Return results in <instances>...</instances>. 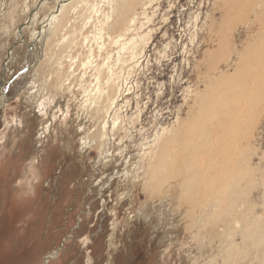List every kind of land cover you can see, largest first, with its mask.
<instances>
[{"label": "rangeland", "instance_id": "374dc122", "mask_svg": "<svg viewBox=\"0 0 264 264\" xmlns=\"http://www.w3.org/2000/svg\"><path fill=\"white\" fill-rule=\"evenodd\" d=\"M27 1L16 0L12 15L0 18V264H190L186 257H196L193 249L180 256L183 243L169 247L171 226L165 211L173 208L176 197L186 200L180 182L199 184L194 176L204 178L202 183L222 182L239 160H245L244 152L252 156L250 164L236 168L232 181L239 179L241 202L256 204L253 216L259 215L264 223V112L250 130L248 105L254 89L264 83L260 82L264 66L261 71L252 54L249 71L241 64L235 67L249 58L246 47L255 40L248 41V25L256 30L257 23L264 21V0H156L141 11L133 27L128 26L131 33L120 26L110 29L117 21L116 0H74L77 8H69L67 26L60 28L55 42L52 34L42 44L32 38L56 1H49L38 15L33 1L26 11ZM114 39L121 43L114 44ZM131 39L145 49L136 56L135 70L117 67L121 117L117 129L123 128L113 130L114 120H110L105 145L87 135L90 128H97L90 120L97 80L109 81L118 47ZM13 50V61L7 63ZM35 57L40 58L37 67H33ZM227 77H232L229 82ZM221 91L228 98L221 112L231 115L226 136L218 123L212 127L214 120L193 119L199 109L196 103ZM263 91L264 87L256 95ZM257 104L261 108L264 99ZM218 108L216 103L204 113ZM237 110L248 118H238ZM181 123L184 140L195 136L191 126L198 124L197 128H212L208 138H215L219 147L208 145L187 156L191 168L183 160L170 170L160 166L162 196L150 204V217L145 219L144 208L151 200L146 170L158 165L151 157L155 138ZM233 145L239 147L229 156L226 153L232 150L227 147ZM127 169L135 180L126 176ZM175 174L181 175L177 181ZM260 249L264 245L255 249L251 241L245 243V253L255 259L254 264H261Z\"/></svg>", "mask_w": 264, "mask_h": 264}, {"label": "bare ground", "instance_id": "6f19581e", "mask_svg": "<svg viewBox=\"0 0 264 264\" xmlns=\"http://www.w3.org/2000/svg\"><path fill=\"white\" fill-rule=\"evenodd\" d=\"M31 1H33V3L35 2L33 7H34L35 12H36L35 15H38V13L46 5L48 6V2L51 0H28L26 3H24L26 6L27 12H29L31 10V8L29 7V6H32L30 4ZM55 1H56L55 2L56 4H55L54 9L41 22L42 29H40V31H36L35 34L33 35V38H32L33 40L37 39V41H39L41 44L43 41L45 42V40L48 41V37H51L52 34H53L52 39L54 41V37L57 36L59 31H61L60 28L63 26L66 27L67 26L66 24H68L67 19H69V15H70L69 8L72 9L73 7H76V6H73L74 5L73 3L76 2V1L74 2V0H55ZM154 1H156V0H116L117 3L115 5V7H113V9H114V13H115L114 15L116 16L117 21H115V23L111 25L110 29L113 30V29L120 26L121 31L126 30V32H130L131 30L128 28V26L130 25V27H133V25H135L136 22L138 21L139 15L141 14V11L143 9H146L152 3H154ZM15 2H16V0H0V18L6 14L12 15V13H11L12 8L18 7V4H16ZM261 3L262 2H260V4ZM261 6H262V4H261ZM96 8H97V6H96ZM260 8H262V7H260ZM73 10H74V8H73ZM85 12H86V10H85ZM259 13L261 14V12H259V10H258L256 15H258ZM260 14L257 17L261 18ZM84 16H86V15H84ZM108 16H109V14H108ZM114 17H113V19H114ZM150 19L152 20V18H150ZM255 21H256V19H255ZM89 24H91V23L89 22ZM257 24L260 27H258L256 30L252 29V27H251L252 24L248 25V27H249L248 28V35H249L248 41L250 42L252 40H255V43L253 44V46L248 45L246 47L249 58H244L241 61V63H240V61L237 62L235 65L236 69L241 64V65L246 66L247 71H249L252 64H253V61L251 60V55L253 54L257 58L256 63H259L261 71L263 70L262 67L264 66V21H262L261 23H257ZM260 24H262V25H260ZM65 27H63V28H65ZM80 27H82V26H80ZM107 27H108V25H107ZM254 27H255V25H254ZM89 28H91V27H89ZM3 30L5 31V28H3ZM105 30H106V28H105ZM73 36H75V35H73ZM109 36H112L111 32L109 33ZM118 37H115V39H117ZM59 38H60V36H59ZM73 39H75V38H73ZM115 39H114V41H115ZM131 40L129 41L130 45L128 43H126V44L122 45L123 48L118 47L120 49V52L117 53L118 59L116 60L117 62L114 64V67L111 69L112 75L109 77V81L107 83H104L103 81H101L102 79L97 80L96 95H94L95 96L94 103H95L96 107L93 108V111L91 113L92 117L90 119V120H92L91 124H93V122H94V124H96L97 128L93 125L95 128L92 131L91 129L93 127L91 125L90 127H92V128H90L87 131V133H88L87 135H88V137H90V135H91L92 139H94L96 141H99L101 143L104 142L105 145H106L105 135H106V132L108 130V123L110 122V120H114L113 130H116L118 127V122L121 120L120 109L118 106L119 105L118 95H119L120 85H118V81L116 80V77H118L117 72H116L117 67L118 66L121 67L122 70L125 69L126 67H129V68L131 67L130 69L128 68L129 71L133 70L135 66L132 67V65L135 64V60L137 59L136 56L139 54V50L141 49V51H140V53H141L145 49V45H143V46L141 45L142 47L139 45V47H138V43L135 42V39H133L132 41ZM53 41H52V44L55 42V41L54 42ZM119 41L120 40H116L114 44L119 45L121 43ZM121 41H122V38H121ZM67 42H68V40H67ZM90 42H91V40H90ZM90 42H88V43H90ZM92 42H93V40H92ZM143 42H144V40H143ZM47 43L48 42H46V44ZM75 43H76V41H75ZM141 43H142V41H141ZM141 43H139V44H141ZM146 43H147V41H146ZM49 46H51V45H49V43H48V47ZM44 47H47V46H44ZM86 49H88V48H86ZM52 50L54 51V48H52ZM52 50L50 52H52ZM15 52L16 51H14V50L10 52V55L6 61L7 63L8 62L11 63L13 61V58L15 56ZM236 52H235V54H236ZM58 53H60V52H58ZM72 53H73V51H72ZM239 53H241V52H239ZM244 53H245V51H243L240 54V56ZM139 55H141V54H139ZM57 56L60 57V54H57ZM84 56H85V54H84ZM41 57H43V56H41ZM71 57H72V55H71ZM35 58H36V61L34 62L33 67H37L38 62L40 60L39 57H35ZM35 58H33V59H35ZM79 59H80V57H79ZM79 59H77V60H79ZM89 59H91V57ZM71 60H73V59H71ZM60 61L61 60H59V62ZM47 62H48V60H47ZM62 62H63V60H62ZM53 64L55 66V63H53ZM41 66H42V64H41ZM227 67H229V65H227ZM128 69H127V71H128ZM223 74H224V72L220 73V75L224 76ZM254 74H255V72L253 71V75ZM231 78L232 77H227V81L229 82L231 80ZM110 79L112 80V83H111ZM32 80L33 79H31V81ZM260 82H264V75H262V74L260 75ZM34 84H36V83H34ZM263 87H264V83H262L259 88L254 89L253 95L250 98V100L248 101L249 116L252 114V117H251V120L249 123V129L250 128L252 129L254 127V125L256 124V121L261 116V114L264 112V105L260 108L257 104L260 100L264 99V91L262 92L261 96L256 95V92L258 90L263 89ZM92 98H94V97H92ZM216 98H217V100H216ZM216 103L219 106V108L217 109L218 111H210L209 114L204 113V109L206 107L211 108L213 105L215 106ZM252 103L255 104L254 107H252V105H251ZM196 105L199 106V109L197 108L196 111L193 113V119L196 122H202V120H204L205 117L207 118V120H208V118H210L209 120H211V121L214 120L212 127H216L217 126L216 123H218L219 126H221L220 133L222 135L226 136L227 135V121L231 117V115L229 113H226V112H223V113L221 112L228 105V98H227L225 91H221L219 94H217L215 96V98H213V97L202 98L200 100V103L197 102ZM235 114L237 115L238 118H244V119L248 118V116L246 114H242V116H239L238 110L235 111ZM122 123H123V121H122ZM182 124L183 123H181L180 126L175 130L170 129L168 131V129H164V132L162 134V138H155L153 145H156V147L153 148L151 157H152V162H154L156 160L158 161V163H157L158 165L154 166V167L152 166V169L148 168L146 170V171H150V175H149V177H147L146 188L148 189L147 194L151 200L147 202V204L145 205V208H144V212H143L144 216L143 217L145 219L150 217V214H149L150 209H151L150 204L153 202L154 199H156V201H158L159 198L162 196L161 184L159 182L160 181L162 182V177L160 176V174L164 171V169L170 170V169L174 168V166H176L178 164V162L180 164L181 160H183L186 163L187 168H191L192 162L190 160H187V156L198 153L200 148H206V146H208V145H210L214 149H217L219 147V146L217 147L216 143L214 142L215 138H211V139L208 138V134L213 132V131L210 132V130L212 129L211 127H209L210 130H208V126H207V128L202 129V126H200V128H197L198 124L192 125L191 126V127H193L192 131H193V134L195 136L190 137L187 140H184V135H180V133L184 131V125H182ZM209 124H211V123H209ZM199 125H201V124H199ZM122 128H123V126L118 128L117 130L119 131V129H120V132H121ZM250 130H249V132H250ZM245 131H246V127H245V130L240 132V133L243 134V132H245ZM164 134L167 135L165 138H164ZM119 135H121V134H119ZM254 135H255V133L251 134V136H254ZM190 136H193V135H190ZM232 143H234V142H232ZM241 146H243V144ZM237 147H239V146L233 145L231 147H227L230 150H232V152L226 153V154L229 156L234 154L236 152ZM171 149L173 150V152H171ZM175 153H176V156H175ZM244 154H245V160H239L237 162V166L235 167V170L230 175V177L227 176V177L223 178L222 182H219V183L213 182L211 184L210 183H202L205 179L201 178L199 176L193 177V180L198 182L199 184L187 182V179L180 182L179 186L181 184V188H186L183 191V193L185 194L186 200L181 199L182 195L176 197L178 199H174L173 208L170 209L169 211H167V210L165 211L166 221H168V223H169L168 226H171L170 232H168V236H170L172 242L169 245V247L181 245L183 243L184 244L183 247H185V248H183V250L180 252V256H181V254L186 255V253L190 249H193V252H194L196 257L194 259L186 257V261L189 262L190 264H217L219 260L224 264H254L255 259H251L250 258L251 256L248 255V253H245L246 241H251L253 248H255V249H258L260 246L264 245V223H262V221L260 220L259 215L256 214L255 216H253V212L255 211L257 205L253 204L249 200H247V201L245 200L244 202H241V201H243L244 198H242L243 192L239 190L240 189V181H239V179L236 182L232 181L233 177L236 174V168H240V169L245 168V167H248L250 164L249 162H250L252 156L250 157L248 155V153H246V152H244ZM140 155H142V153ZM183 156L185 158H183ZM170 159H173L171 165L168 163L170 161ZM160 166H162V167L164 166L163 167L164 169ZM142 167L143 166H141V168ZM184 167L178 171L179 174L184 172ZM141 168H138V169H141ZM144 173H145V171H144ZM129 175L132 176L133 180L136 179V178H134V173L132 174L130 171L128 172V169H127L126 176L129 177ZM179 176H181V175L175 174L174 175L175 180L176 179L178 180ZM201 184H204L205 187L198 189V186H200ZM176 190H177L176 188L173 189V191H176ZM200 194L202 195V197L198 198V195H200ZM222 195H226L227 198L222 199ZM116 233L118 234L120 232L116 231ZM180 237H183V238L181 240H177V238H180ZM239 240H241L240 243L238 242ZM163 241H165V239H163ZM110 247H112V244L110 245ZM238 254H245L246 257L242 256V258H237L236 256ZM263 257H264V249H260V252H259V255L257 256V259L260 261L261 264H262V258Z\"/></svg>", "mask_w": 264, "mask_h": 264}, {"label": "water", "instance_id": "95a60500", "mask_svg": "<svg viewBox=\"0 0 264 264\" xmlns=\"http://www.w3.org/2000/svg\"><path fill=\"white\" fill-rule=\"evenodd\" d=\"M47 261H48V259H47Z\"/></svg>", "mask_w": 264, "mask_h": 264}]
</instances>
